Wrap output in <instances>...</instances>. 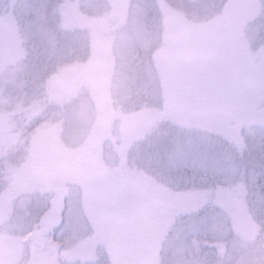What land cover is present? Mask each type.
<instances>
[{"label": "rangeland", "instance_id": "rangeland-1", "mask_svg": "<svg viewBox=\"0 0 264 264\" xmlns=\"http://www.w3.org/2000/svg\"><path fill=\"white\" fill-rule=\"evenodd\" d=\"M7 1L5 6L9 4ZM78 1L66 0L63 5L65 30H71L76 20L82 28L86 27L84 24L90 26L94 24L90 19L94 14L109 9H103L108 6L105 0L91 3L88 9H83ZM2 2L0 0V10ZM263 3L264 0H227L213 22L185 20L171 25L162 21L163 34L154 44L158 46L154 59L158 61L164 54L166 62H160L158 79L161 82L152 97L157 99H152L144 90L141 101L145 99L147 103L125 115L120 106L126 104L122 101L125 88L117 79L113 92L105 94L106 98L110 96L107 111L117 127L114 137L106 136V144L91 139L98 114L91 94L90 103L80 97L78 105L75 104L68 135L57 125L49 134L37 132L30 138L10 143L8 147L16 143L26 145V154L24 161L13 154L14 166L5 170L7 176H11L0 198V264H264V233L258 235L252 214L243 209L244 205L247 209V199L226 195L221 187L207 189L203 180L185 184V172L182 173L184 178L173 175L172 179L168 170L161 171L164 178H160L155 168H144L148 176L139 178L133 172L135 168L122 165L130 144L136 153L142 154L143 148L139 150L138 146L145 141L141 136L156 120H168L172 127L188 133L177 138L179 151L184 156L195 153V144L205 143L201 137L209 134L232 141L235 147L242 146L243 136L238 134L237 124L239 127L243 114L264 122V36L260 34L264 27ZM172 10L168 9L169 15ZM11 15L10 11L0 14V72L8 70L14 75L22 69L15 72L18 70L16 62L26 59L27 55L18 51L20 46L12 41L17 39L18 33L13 30ZM188 25L194 29L189 30ZM95 39L97 37L92 36L98 52L101 41L98 43ZM117 39L114 54L121 63L128 58L134 37L118 36ZM146 40L144 37L143 42ZM181 56L187 58L185 63ZM191 59L195 68L186 70V62ZM11 63L15 65L8 69ZM75 67L67 68L68 71L63 68V73L52 82L54 91L58 86L61 94H74L76 85L82 89V83L87 81V67H83L81 77ZM110 73L111 69L100 78L106 81ZM76 78L79 80L75 84ZM199 78L204 82L197 81ZM2 79L0 76V81ZM87 90L91 92L90 85ZM194 90L202 91L206 100L191 101ZM78 94L76 92L73 98ZM101 100L105 102L103 97ZM149 101L157 102L156 106H149ZM255 121L251 125H257ZM12 128L7 124L1 137L9 136ZM191 130L200 137L189 132ZM118 136L121 141L116 139ZM196 137L200 140H195ZM11 148L15 149L16 145ZM82 150L86 155L84 163H73L65 172L63 165L76 161L73 155ZM117 155L123 161L118 166ZM151 160L152 157L146 158L148 165ZM97 168L105 172L104 181L98 177ZM229 174L230 181L236 179L235 168H231ZM63 185L70 189L65 204L51 205V212L42 220L36 238L30 240L32 251L25 252L29 253L27 257L21 255L18 237L24 236L26 227L33 225L43 209V200L33 199V194L44 195L51 201L54 189ZM103 192L108 200L101 195ZM249 197L256 200L253 194ZM181 218L191 222L182 223L177 231L173 223ZM55 220L65 225L57 234L64 241L59 247L51 246L44 238ZM227 243L228 247H224ZM207 244L209 250H203ZM21 256L26 263L21 261Z\"/></svg>", "mask_w": 264, "mask_h": 264}, {"label": "trees", "instance_id": "trees-1", "mask_svg": "<svg viewBox=\"0 0 264 264\" xmlns=\"http://www.w3.org/2000/svg\"><path fill=\"white\" fill-rule=\"evenodd\" d=\"M65 1L9 0V4L5 6L8 1L3 0L1 4L0 14L5 15L8 11L11 12L10 19L13 22V30L18 33L17 39L12 41L15 46H20L18 51H23L27 58H22V61L16 62L18 70L15 72L22 68L20 73L13 75L8 70L4 73L0 72V76L3 78L0 81V119L3 120V124L0 125V198L5 187L7 188L10 184L8 176L11 174L7 176L5 170L14 166L13 154L16 153L15 158L21 159L20 161H24L26 154V145L12 144L16 145V148L13 149L11 148L12 145L8 147L10 143L23 140L25 137L30 138L37 132L40 135L49 134L54 131L57 125L64 129L65 135H68L66 133L71 126L75 104L78 105L80 97H83L86 103H90L88 97L92 96V103L95 111L98 109V114H96L91 139L96 143H101V145L106 144V136L114 137L115 133L117 134L113 116L107 111L109 107L107 101H110V96L105 97L107 91L113 92L116 80L118 79V83L125 88L122 101L126 104L120 105L125 115L131 114L132 110H136L135 107H140L142 103H147L144 102L145 99L141 101L144 90H147L151 98L154 97V92L157 93L156 89L159 88V82H161L158 79L160 62H166L162 57L164 54H161L158 61L154 59V52L157 51L158 47H155L154 44L163 34L162 21L171 23V25H176L185 20L193 23H195L194 20L213 22L227 0H105L108 6L103 9L107 10L109 7L108 11H101L90 18L95 26H93L94 24L90 26L84 24L86 27L82 28L81 25H77L78 21L76 20L71 30L70 28L65 30L63 26ZM95 1L100 0H79L78 3L83 9H88L89 5ZM102 1L104 2V0ZM166 7L173 9V13L169 15ZM193 29L192 27L189 28V30ZM207 30L209 31V29ZM213 31L214 29L211 30V32ZM192 33L195 35L196 30ZM91 34L97 37L98 40L95 39V41L98 43L101 41V49L98 52H96V46L93 43L94 38L92 40ZM260 34L264 36V27L261 28ZM85 35L87 38H84ZM118 36L121 38L134 37L131 52L127 55L128 58L121 63L117 62L114 54ZM144 37L147 39L146 43L143 42ZM185 59L187 58L181 56L182 62L185 63ZM89 63L92 65L89 66ZM13 65L15 64L11 63L8 69H12ZM186 65V70L194 69V59L188 60ZM74 66H76L75 70H80L78 77L83 75V67H87V74L85 75L87 81L82 83L81 90L78 89L77 85L75 86L74 94L76 92L79 94L78 97L73 98L74 94H61L62 91L59 86L57 91H54L55 86H52V82L57 79V75L63 73V68L68 71L67 68ZM110 69L111 75L108 80L103 81L100 76L109 72ZM195 76L198 75L195 74ZM78 80L76 78L75 84ZM197 81L204 82L201 78ZM190 83L192 85V82ZM206 84L209 85L210 81H207ZM89 85L92 89L90 93L87 90ZM101 97L105 102L101 100ZM206 98L207 96H204L202 91L194 90L191 101H196L195 99L204 101ZM111 99L114 100L113 97ZM149 103V106L154 108L157 102L151 103L149 101ZM240 117L243 121L239 127L237 124V129L238 134L243 136L244 143L242 146L235 147L232 141L209 134L201 137L206 141L205 143L195 144L197 148L195 153L191 152L184 156L179 151L177 138L179 135L183 136L188 133H184V130L177 126L172 127L168 120H156L151 128L141 136L145 141L138 146L139 150L143 148L142 154L136 153L135 147L130 144V150H125L126 153L123 156L128 167L120 159L121 157L118 159V155L115 162L117 166L119 163H123L124 168H135L133 172L137 173L139 178H143L144 175L148 176L144 168H155V174L160 178H164L161 171L166 172L168 170L172 179L173 175L184 178L182 173L185 172L187 173L184 178L185 184L190 183L191 180L199 182L203 180L204 187L207 189L221 187L226 195L235 194V196L238 195L247 199V209H245V205L243 209L249 210L252 214L256 230L260 235L264 233V122L258 119H250L251 117L247 118L248 116L244 114ZM253 120H256V126L251 125ZM7 124L12 125L13 128L10 130L9 136L1 137V134L6 132ZM189 132L194 133L195 130ZM195 134L200 137L198 132ZM198 137L195 140H200ZM116 139L121 141L119 136ZM150 144L154 145L153 148L147 147ZM82 152L83 150L73 155L76 157V161L63 165L65 172L73 163L79 161L84 163L83 158L86 155ZM120 152L123 155L122 149ZM150 157L152 160L148 165L146 158ZM201 163L204 164L201 165ZM231 168H235L236 179L233 181H230V177H232L229 174ZM97 169L98 177L104 181L103 174L105 172L102 173L99 168ZM250 194L255 195L256 200H252L249 197ZM101 195L105 197V200H108L106 192L101 193ZM43 196L33 194V199L37 197L39 200H43L41 202L43 209L40 215H36L37 219L30 228L25 226L26 233L24 232V236L18 237L21 247L20 254L25 257L29 255L28 252L25 253L26 251H32L31 245L33 246V243H30V240L36 238L42 220H45L44 218L51 209V201ZM238 209L239 206L237 205V212ZM108 210L109 204L106 212ZM24 222L27 223L26 220ZM190 222L189 219L181 218L175 221L173 225L178 228L181 227L182 223L189 224ZM63 223L55 220L47 229L49 233L44 238L51 246L63 245V239L57 236L58 233H61L60 230L65 227ZM210 228L211 225L209 224ZM210 231L208 234H211ZM209 247L210 245L207 244L203 250H209ZM224 247H228V243ZM219 249H222L221 245ZM21 261L24 262L23 257Z\"/></svg>", "mask_w": 264, "mask_h": 264}, {"label": "water", "instance_id": "water-1", "mask_svg": "<svg viewBox=\"0 0 264 264\" xmlns=\"http://www.w3.org/2000/svg\"><path fill=\"white\" fill-rule=\"evenodd\" d=\"M69 196L68 186L58 187L54 190L52 203L55 206L63 205Z\"/></svg>", "mask_w": 264, "mask_h": 264}]
</instances>
